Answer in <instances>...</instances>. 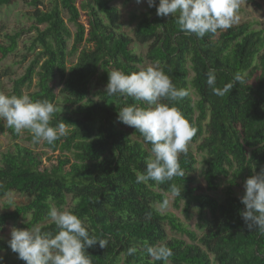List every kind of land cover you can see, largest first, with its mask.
Instances as JSON below:
<instances>
[{
    "label": "trees",
    "instance_id": "trees-1",
    "mask_svg": "<svg viewBox=\"0 0 264 264\" xmlns=\"http://www.w3.org/2000/svg\"><path fill=\"white\" fill-rule=\"evenodd\" d=\"M14 2L0 0V7ZM245 2L264 10V0ZM111 3L28 2L34 22L26 46L31 58H23L27 66L12 80L7 95H24V89L34 86L27 94L33 101L68 106L69 111L55 113L50 121L53 127L65 123L67 134L53 145L43 141L49 153L17 142L0 154V200L9 193L24 198L12 211L0 213L3 264H25L2 237L8 225L23 219L22 229L55 232L47 216L53 206L71 211L90 226V232L108 240L105 248L97 242L86 249L92 264H164L153 262L145 251L146 245L156 244L172 250L167 264H264V235L247 230L241 216L244 188L239 195L234 191L264 168V24L234 23L227 30L197 38L182 32L173 16H157L154 6L138 17L133 39L120 32V14ZM21 36L20 31L1 35L0 61L18 51ZM134 41L148 44L146 55L135 53ZM145 63L161 68L177 89L189 92L170 106L177 107L195 129L188 144L204 154L202 183L196 178L197 157L190 150L179 156L184 177L159 185L136 182L151 146L134 128L127 126L130 134L123 130L126 125L117 115L121 107L147 105L131 97H109L105 89L108 71L138 72L148 67H143ZM209 71L215 72L218 88L230 83L236 73L247 82H237L229 93L217 96L206 84ZM56 79L62 85L60 103ZM93 84L103 88L97 91L98 100L89 97ZM161 103L170 102L162 99ZM0 133H8L14 141L22 135L3 121ZM225 178L226 197L221 201L213 194ZM172 184L181 196L172 195ZM169 196L186 219L192 209L197 211L202 234L189 229L176 214L156 211L157 204ZM131 247L137 252L128 255Z\"/></svg>",
    "mask_w": 264,
    "mask_h": 264
},
{
    "label": "clouds",
    "instance_id": "clouds-1",
    "mask_svg": "<svg viewBox=\"0 0 264 264\" xmlns=\"http://www.w3.org/2000/svg\"><path fill=\"white\" fill-rule=\"evenodd\" d=\"M139 4L142 0H136ZM240 0H147L149 7H156L157 16L171 14L176 18L179 29L186 35L203 38L206 34H216L218 30H227L238 20ZM245 84L241 73L234 74L232 81L223 88L216 87L214 71L207 74L206 84L213 94L224 96L234 85ZM106 94L109 97H131L134 101L144 102L147 107L130 104L119 108L117 120L139 132L146 144L149 155L145 160L143 172L136 173V182L164 184L174 177H184L179 163L180 154H186L188 143L195 129L179 109L170 106L189 95L186 89H177L169 76L161 68L148 66L138 72L125 73L120 70L108 71ZM162 99L170 103H161ZM47 100L33 101L28 95H5L0 93V121L17 134L27 131L34 143L41 141L53 145L67 134L65 123L50 126L53 115L62 112ZM244 192L240 196L245 206L242 219L249 231L264 235V168L247 178L243 184ZM171 193L181 196L180 189L171 185ZM169 207L166 197L156 206L158 213H164ZM50 222L57 231L42 232L39 228L20 229L13 227L8 246L25 264H92L91 255L86 253L99 243L101 248L108 246V240L98 238L90 232L89 225L71 211H61L51 207L47 213ZM149 218L151 213L148 214ZM145 251L153 261L167 264L173 255L166 244L146 245ZM137 252L135 247L128 249V255ZM0 264L3 257L0 256Z\"/></svg>",
    "mask_w": 264,
    "mask_h": 264
},
{
    "label": "rangeland",
    "instance_id": "rangeland-1",
    "mask_svg": "<svg viewBox=\"0 0 264 264\" xmlns=\"http://www.w3.org/2000/svg\"><path fill=\"white\" fill-rule=\"evenodd\" d=\"M30 1L31 0H15L14 4L10 6L0 7V39H1V35L4 32L20 31L22 33V36L19 41L18 51L0 61V88L2 91L1 93L5 95H7L11 90L12 80L20 77L27 66L26 60L24 61L23 58L25 56H27L26 58H31L30 55L28 56L27 48H26L29 38H31L34 34L33 31L34 22L32 21L31 18L33 8L28 4V2ZM48 3L49 0H44L45 6H48ZM111 5L116 7L120 14V32L134 39V31L138 22V17L142 13L149 11V9L151 8L148 6L147 0H142V2L139 4L136 2V0H112ZM169 15L172 16L171 14ZM237 15H238V20L235 24L242 23L245 21H251V22L256 21L264 24V10L253 9L252 7L246 4L245 0H240L239 11ZM65 18H67L66 14H65ZM69 27L73 31V26L69 25ZM133 47L135 49V53L138 56L146 55L148 50V44H140L137 41H134ZM71 61H74V58H72ZM148 65L149 63H145L143 67ZM33 87L30 89H24L23 94L27 95L30 91H33L34 89ZM61 87L62 85L59 83V80L56 79L55 92L58 94L59 103L62 101L61 95L59 93ZM101 89L103 88L95 86V84H93L89 97L98 100L97 91ZM191 93H192V98L196 100L197 97L194 94V92L191 91ZM58 107L63 109L62 111L64 112L69 111L68 106L63 107L62 105H59ZM123 130L127 131L130 134V129L127 126H125ZM30 136L31 134L25 131L22 133L21 138L19 140L14 141L8 133H0V154H3L13 149L14 144L17 142L24 146H28L32 149H35L37 151L42 150L49 153L43 147V141L35 145L33 141H29ZM188 150L194 152L197 157L198 171L196 174V178L199 183H202L204 154L198 153L196 151L195 144H188ZM227 185H228V178L222 179L220 182L219 191L217 193H214L213 195L219 198L221 201L224 200L226 197L225 192ZM241 189H243V184L239 183V186L234 188L236 195H239V191ZM23 199L24 198L22 196L16 193L7 194L4 198L0 200V213L4 211H12L14 209V204L18 203ZM168 199H169V207L167 211L176 214V216L180 218L189 227V229L195 231L198 235L202 234L203 222L198 220L197 211L195 209H192L190 212V218L186 219L181 209L176 210L173 207V197L169 196ZM68 203L70 204V198H68ZM24 222L25 220L21 219L18 223L15 224L10 223L6 229V232L2 235V237L4 239L9 240L11 229L13 227L22 229L20 226ZM167 230H169L168 227ZM168 235L170 237L173 236V234L170 233L169 231H168ZM0 256L4 257V253H1Z\"/></svg>",
    "mask_w": 264,
    "mask_h": 264
}]
</instances>
